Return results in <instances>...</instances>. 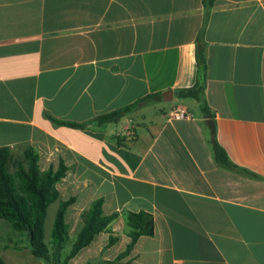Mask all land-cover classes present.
I'll return each instance as SVG.
<instances>
[{"label":"crops","instance_id":"obj_1","mask_svg":"<svg viewBox=\"0 0 264 264\" xmlns=\"http://www.w3.org/2000/svg\"><path fill=\"white\" fill-rule=\"evenodd\" d=\"M206 15L203 0H0V148L33 147L42 171L67 167L63 259L96 199L120 213L68 264L116 260L131 242L124 215L140 211L155 235L121 264H264V0H216ZM203 28L208 116L176 96L195 84ZM176 109L192 118L170 119ZM209 116L230 160L259 178L215 162ZM0 259L46 264L2 219Z\"/></svg>","mask_w":264,"mask_h":264},{"label":"trees","instance_id":"obj_2","mask_svg":"<svg viewBox=\"0 0 264 264\" xmlns=\"http://www.w3.org/2000/svg\"><path fill=\"white\" fill-rule=\"evenodd\" d=\"M216 0H203V5L208 12ZM204 28L196 40V81L192 87L178 89L176 96L181 99H194L200 106L202 113L206 116L212 115L207 104L205 90L208 80L207 43L204 41ZM160 94L149 95L137 103L120 111L101 116L100 123L116 121L125 114L152 103L160 98ZM214 122V117H212ZM58 123L79 127L65 121ZM212 149L215 162L222 168L238 173L245 172L247 176L259 178L249 171L240 169L229 158L225 149L217 141L216 133L212 138ZM67 167L61 163L58 170L50 168L42 171L39 165L38 152L33 147H27L21 156H14L8 147L0 148V219L9 222L15 230L26 235L29 248L34 257L44 261L46 264H68L81 250L88 247L95 237L105 230L119 218L116 212L106 215L103 212L104 199H96L90 209L82 214V228L72 244L71 250L63 259L62 251L69 240V225L66 220L69 207L76 199L67 201L61 199L57 184L65 177ZM59 202V208L52 229V240L50 244L45 241V223L49 207ZM127 235L131 238L125 252L120 254L112 262L100 261V264H121V260L128 256L138 240L143 236L153 237L155 235V222L151 213L146 211L125 213ZM118 238L111 236L108 247L117 242ZM0 264L5 262L0 259ZM92 264V263H88Z\"/></svg>","mask_w":264,"mask_h":264},{"label":"rangeland","instance_id":"obj_3","mask_svg":"<svg viewBox=\"0 0 264 264\" xmlns=\"http://www.w3.org/2000/svg\"><path fill=\"white\" fill-rule=\"evenodd\" d=\"M58 208H59V202L57 201L56 203H54L49 211H48V215H47V224H46V227H47V233L49 234L50 233V228L51 226L53 225L54 223V220H55V217H56V213L58 211ZM67 249H70V244L69 242L66 244L65 246V250L64 252L67 251Z\"/></svg>","mask_w":264,"mask_h":264},{"label":"built area","instance_id":"obj_4","mask_svg":"<svg viewBox=\"0 0 264 264\" xmlns=\"http://www.w3.org/2000/svg\"><path fill=\"white\" fill-rule=\"evenodd\" d=\"M190 118H192V114L187 113L181 109H176L170 115V119H175V120L190 119Z\"/></svg>","mask_w":264,"mask_h":264},{"label":"water","instance_id":"obj_5","mask_svg":"<svg viewBox=\"0 0 264 264\" xmlns=\"http://www.w3.org/2000/svg\"><path fill=\"white\" fill-rule=\"evenodd\" d=\"M208 125H209V129L211 131L212 134L215 133V125L214 122L211 120V116H209L208 118Z\"/></svg>","mask_w":264,"mask_h":264}]
</instances>
